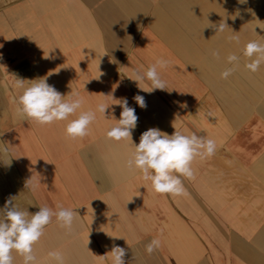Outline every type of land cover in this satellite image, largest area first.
Here are the masks:
<instances>
[{
    "label": "crops",
    "instance_id": "1",
    "mask_svg": "<svg viewBox=\"0 0 264 264\" xmlns=\"http://www.w3.org/2000/svg\"><path fill=\"white\" fill-rule=\"evenodd\" d=\"M221 22L223 32L209 27ZM250 41L264 43V0H0V144L13 157L0 161V209L16 196L30 214L57 204L76 212L71 234L55 217L46 226L34 245L40 264L53 250L65 264H111L113 242L126 249L125 264H264V64L245 68ZM232 54L239 64L223 79ZM161 58L168 90L141 91L150 82L129 77ZM44 76L96 112L89 135L68 139V121L41 126L16 115L15 78ZM122 98L139 117L134 144L153 127L216 141L212 157L193 162L195 179L182 178L185 195L154 192L126 167L132 142L106 138ZM100 103L110 105L105 116ZM30 178L35 191L25 188ZM154 237L162 244L148 255Z\"/></svg>",
    "mask_w": 264,
    "mask_h": 264
},
{
    "label": "clouds",
    "instance_id": "2",
    "mask_svg": "<svg viewBox=\"0 0 264 264\" xmlns=\"http://www.w3.org/2000/svg\"><path fill=\"white\" fill-rule=\"evenodd\" d=\"M238 3L246 4L247 0H238ZM226 26V23L221 22L219 25L213 24L209 27L216 29V33H218L223 32ZM232 39L239 42V37ZM243 55L250 60L249 63L245 64V68L252 73L257 72L261 64H264V43L248 42L244 47ZM211 56L218 58L219 52L213 50ZM44 58L49 57L45 56ZM239 59L235 54L227 57L228 63L232 64L233 67L226 68L221 73V78L228 79L236 71ZM167 67L168 61L162 58L157 59L154 64L147 68L146 72L136 70L129 78L137 82L138 85L141 81L150 82L147 89L138 86L141 91L149 94L156 90H168L166 82L158 72V68ZM47 80L48 76L32 81L19 77L15 78V86L23 90L18 96L16 115L22 120H31L41 126L58 121H68L65 127V136L68 139L75 140L89 135L90 126L96 120V112L81 111L84 100L78 93L63 95ZM26 81L31 83L26 86ZM133 100L141 109H147L144 96L136 94ZM117 104L122 108L120 118L106 132V138L116 142L124 140L132 142L134 151L127 159L126 167L129 170L140 171L143 180L150 181L152 189L158 194L174 197L185 195L186 189L182 178L195 179L193 162L197 158L203 161L212 157L217 150L216 141L195 132L185 135L176 129L169 135L153 127L144 131L140 136L139 143L134 144L132 134L138 125L139 117L135 108L129 105L127 98H122ZM109 106L100 103L97 105L96 111L105 116ZM77 113L79 114L76 115ZM70 116L76 118L69 120ZM207 116L213 117V113L208 112ZM4 157L8 158L7 162L3 159ZM11 158L13 157L10 148L0 144V161H3L5 165H10ZM37 187L38 183L33 182L31 178L27 180L25 188L35 191ZM15 198L16 196H9L4 207L0 209V264H13V253L22 257L23 264H40L34 252V245L44 235L46 226L55 217L59 227L71 234L76 212L57 204L56 211L47 206H39V211L30 214L27 210H21L16 205ZM161 244L162 241L159 237L152 238L145 246L146 253L152 255L161 247ZM108 253L111 254V264H125V248L113 242L111 251ZM107 254L100 257L105 258ZM47 256L49 264H65L64 254L59 250L49 251Z\"/></svg>",
    "mask_w": 264,
    "mask_h": 264
},
{
    "label": "rangeland",
    "instance_id": "3",
    "mask_svg": "<svg viewBox=\"0 0 264 264\" xmlns=\"http://www.w3.org/2000/svg\"><path fill=\"white\" fill-rule=\"evenodd\" d=\"M104 1L107 2V1H109V0H104ZM97 16H98V18H99V17H100V14H98Z\"/></svg>",
    "mask_w": 264,
    "mask_h": 264
}]
</instances>
